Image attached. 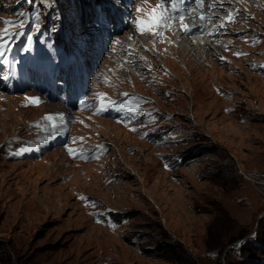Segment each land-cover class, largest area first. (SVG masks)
<instances>
[{
	"label": "rangeland",
	"instance_id": "rangeland-1",
	"mask_svg": "<svg viewBox=\"0 0 264 264\" xmlns=\"http://www.w3.org/2000/svg\"><path fill=\"white\" fill-rule=\"evenodd\" d=\"M15 1L0 0V35L22 23ZM18 1L37 25L54 5ZM226 1L240 15L201 59L173 47L180 30L157 33L155 0H111L131 22L79 50L98 56L94 108L0 89V264H264V0ZM121 95L134 119L99 116Z\"/></svg>",
	"mask_w": 264,
	"mask_h": 264
},
{
	"label": "bare ground",
	"instance_id": "bare-ground-1",
	"mask_svg": "<svg viewBox=\"0 0 264 264\" xmlns=\"http://www.w3.org/2000/svg\"><path fill=\"white\" fill-rule=\"evenodd\" d=\"M86 3V2H85ZM152 3V2H150ZM199 6L195 8V13L194 12H189L188 13V18H187V25L192 28V30H194L193 28L196 26V28L198 29L199 26H204L205 30L207 31V27L205 26V24H212L214 29H212L214 32L221 34L223 31L230 29L229 28V24L232 22L233 17L234 16H238L240 15V13H238V8H235L234 6L228 8L225 5H229L232 4V1H226V0H202L200 3H198ZM144 5V9H147L149 7L146 8V6H148L147 4H143ZM155 7V6H154ZM118 12V10H116ZM138 15V14H137ZM163 15V14H162ZM201 17H205L207 19V21H201L198 20L197 17L198 16ZM123 18V17H122ZM129 17L124 18L123 20L121 18H119V13L117 14L116 17V22L122 23V26L126 25L125 21H127L126 19H128ZM143 18V17H142ZM131 20V19H130ZM122 21H124L125 23H123ZM136 23V22H135ZM167 24V23H166ZM198 24V25H197ZM135 26V24H134ZM162 26V25H159ZM164 27V26H163ZM136 28V27H135ZM189 28V29H190ZM138 29V28H137ZM135 29V30H137ZM99 31H101V28H98ZM132 30H134V28L132 27ZM131 30V31H132ZM160 29H158L159 31ZM161 29V33H162ZM204 32H194V34L192 36H185L182 33L176 35L175 37H173V39L175 38L176 43L174 44L173 47L177 48V52L179 49L183 50L184 52H186L187 54H190L191 56L197 57V58H201L203 59L207 53H209L210 50H212L213 52H218V50H222L220 48V42L221 38L219 37H211V36H205V31ZM155 32V31H154ZM103 33L100 32L99 35H101ZM128 34V33H127ZM136 34V33H135ZM164 34V33H163ZM204 34V35H203ZM95 36L98 37V34L95 32L94 33ZM155 35V33H154ZM138 36V35H137ZM127 37V36H126ZM156 37V36H155ZM142 38V42H139V45H137V43L135 44L137 47H143V45L147 44V45H152V41L147 39L146 37H141ZM226 39V38H225ZM130 40V39H129ZM158 42V40H157ZM143 44V45H142ZM98 46V45H97ZM100 47V46H98ZM157 47V46H156ZM141 49V48H140ZM139 49V50H140ZM162 49V48H161ZM151 51V50H150ZM102 52V51H101ZM145 52V51H144ZM166 52V51H165ZM161 53V52H160ZM220 52H218L219 54ZM215 54V53H214ZM170 55V54H169ZM171 56V55H170ZM134 57V56H133ZM160 57V56H159ZM86 66L89 68H91L94 64L95 58L91 59V56L86 55ZM134 59V58H133ZM153 61V60H152ZM151 62V61H150ZM159 64V63H158ZM152 65V64H150ZM172 65V64H171ZM175 65V64H174ZM126 68H128L127 66H131V64L128 63V65H125ZM173 66V65H172ZM138 67V66H137ZM176 67V66H175ZM124 69V66L122 67ZM168 68V67H167ZM188 68V67H187ZM88 68H86L87 70ZM174 69V68H173ZM130 70V69H129ZM137 71V70H135ZM161 71V70H160ZM88 72V70H87ZM124 75V74H123ZM103 77V76H102ZM192 77V76H191ZM101 78V77H100ZM191 80V79H190ZM193 80V79H192ZM133 82V81H132ZM113 83V82H112ZM112 85V84H111ZM11 102L13 103V101L15 100L16 97H9ZM67 109V108H66ZM68 111L65 110V112L63 114H67ZM100 123H102L103 121H99ZM103 124V123H102ZM103 128H107L106 126H102ZM56 128V127H55ZM61 130L56 131V133L61 132L64 133L63 128H60Z\"/></svg>",
	"mask_w": 264,
	"mask_h": 264
},
{
	"label": "built area",
	"instance_id": "built-area-1",
	"mask_svg": "<svg viewBox=\"0 0 264 264\" xmlns=\"http://www.w3.org/2000/svg\"><path fill=\"white\" fill-rule=\"evenodd\" d=\"M84 1H86V3L89 1V0H84ZM98 1H100V3L102 2L103 3V1L104 0H98ZM20 6H21V3L18 1V0H16L15 1V4L13 5V9H18L19 10V12H20V14H21V9H22V7L20 8ZM87 6H88V3H87ZM0 7H1V5H0ZM85 9V8H84ZM89 10H91L89 7H87L84 11L85 12H87L88 13V11ZM31 11H32V9L30 8L28 11H27V16L29 17V15L31 14ZM60 11V10H59ZM53 12V13H52ZM47 15H49L47 18H46V22H44L46 25H47V23L48 22H50V24H52V26H56V22H53V21H55V17H58V16H60L61 14L57 11V10H53L52 8L50 9V10H48L47 11ZM51 19H52V22H51ZM68 20V22H69V19H67Z\"/></svg>",
	"mask_w": 264,
	"mask_h": 264
},
{
	"label": "trees",
	"instance_id": "trees-1",
	"mask_svg": "<svg viewBox=\"0 0 264 264\" xmlns=\"http://www.w3.org/2000/svg\"><path fill=\"white\" fill-rule=\"evenodd\" d=\"M112 215H113V217H115V218H120V219H122V218H125V217H130L131 214L125 212V213H113ZM261 221H262V219L259 220V223H260Z\"/></svg>",
	"mask_w": 264,
	"mask_h": 264
}]
</instances>
